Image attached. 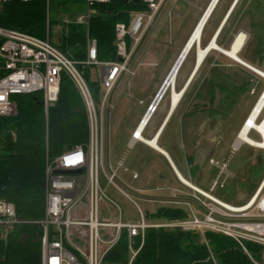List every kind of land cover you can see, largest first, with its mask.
Masks as SVG:
<instances>
[{"label":"built area","instance_id":"obj_1","mask_svg":"<svg viewBox=\"0 0 264 264\" xmlns=\"http://www.w3.org/2000/svg\"><path fill=\"white\" fill-rule=\"evenodd\" d=\"M31 1L0 0V8L14 2ZM81 1L88 11L78 16L73 24L87 29L86 59L82 62L69 59L53 45L49 12L45 38L0 27V118H13L18 115L17 98L21 96L41 97L40 103L43 104L47 117L49 108L58 100L63 74L75 84L87 111L89 142L64 151L47 165L45 216L38 223L43 229L41 264H104L106 255L124 234L128 238V264H134L150 229H178L198 233L206 245L207 231L221 234L236 242L253 264H264V182L256 195L242 207H234L211 194L194 189L197 194L193 196V200L184 203V207L190 209L188 219L153 223L147 222L153 214L145 215L134 198L119 184L116 171L108 166L106 160L104 140L106 120L112 108L111 96L125 74L131 78L136 77L137 71L131 67L142 42L162 9L168 3L176 4L179 0H137L144 9L131 13L129 24L121 23L115 28L116 47L120 58L116 62L99 61L97 41L88 33L94 7L108 4L111 0ZM143 66H146L144 62L138 63V67ZM87 69L89 74L86 77ZM91 83L98 85L97 100L91 90ZM127 87H131L130 81ZM261 98H264V93ZM140 104L143 105V102ZM153 104L154 102L148 107L132 134L130 146L136 142L144 143L138 138V134L142 136L147 124L140 133L139 129L144 119L148 115L150 119L154 114L156 108H153ZM261 119H264V108L257 122L260 123ZM262 160L264 161V155ZM210 163L220 167L214 160ZM118 168L122 169L123 163L120 162ZM224 169V166L220 169L212 192L218 187L223 188L221 178ZM56 171L81 173L59 175ZM102 178L135 206L140 216L139 223L122 222L120 208L102 190ZM137 178L138 175H133V179ZM173 196L176 198V193ZM104 202H109L108 211L102 207ZM145 202L155 201L147 199ZM192 203H197L202 209L203 218H199L193 211ZM187 208L185 209L188 212ZM111 210L117 216L116 221L105 216ZM24 223L19 218L15 205L0 199V240H7ZM137 242L140 243L138 249L135 247ZM247 244L261 247L259 259L249 253ZM212 261V264H219L213 257Z\"/></svg>","mask_w":264,"mask_h":264},{"label":"trees","instance_id":"obj_2","mask_svg":"<svg viewBox=\"0 0 264 264\" xmlns=\"http://www.w3.org/2000/svg\"><path fill=\"white\" fill-rule=\"evenodd\" d=\"M32 0L14 2L0 8V27L38 38L46 37L48 12L81 0ZM144 7L137 0H111L94 7L88 33L97 41L98 59L116 62L115 28L129 24L130 15ZM51 23V22H50ZM87 29L69 24L56 47L69 59H86ZM86 71V77L89 69ZM97 100L98 85L90 84ZM18 115L0 118V199L15 205L24 224L18 226L7 240H0V264H41L46 206V169L64 151L89 142L88 117L84 101L72 80L63 74L57 102L46 117L41 97H18ZM149 218L168 222L188 219L182 208H162ZM207 245L198 233L171 229H150L134 264H253L232 239L211 231L205 233ZM140 243H136V249ZM253 257L261 247L247 244ZM259 259V258H258ZM128 238L124 234L106 255L104 264H128Z\"/></svg>","mask_w":264,"mask_h":264},{"label":"rangeland","instance_id":"obj_3","mask_svg":"<svg viewBox=\"0 0 264 264\" xmlns=\"http://www.w3.org/2000/svg\"><path fill=\"white\" fill-rule=\"evenodd\" d=\"M54 1L59 2L58 0ZM210 1L179 0L176 4L168 3L156 18L132 62V70L137 71L136 77L131 78L125 74L110 99L112 108L110 116L106 120L104 147L106 153L109 149L112 160L118 154H123L128 157L129 162L137 164L136 153L139 148L132 152L126 148V144L171 74L183 52L185 42L189 40L188 38H190L197 26L196 24L202 18L203 11ZM226 1L222 3L216 12L207 31L212 28L211 26L218 19ZM242 8L246 10L242 28L250 34L246 38L249 44L246 53L249 56L262 59L264 64V0H243ZM87 11L84 4H68L64 8L51 9L49 13L50 36L54 46L59 42L66 27L74 23L78 16L86 14ZM195 52L194 49V56L192 54V56H189L181 77L189 71V65L195 59ZM214 57L215 55L207 61L199 72L183 102L182 110L194 99L193 102L196 106L193 110L198 116L195 115L186 119L181 127L177 123L171 125L165 134L164 144L174 150L177 155L190 157L194 150L193 145H190L188 140L191 133H193L192 138L197 144V150L213 153V158L220 164V167L217 168L215 166L211 167L208 162L205 163L206 167L211 169V173L208 175L201 174L200 180L211 184L213 180H217L220 169L223 164H226L234 173L233 180L241 186L236 193V198L249 197L264 178V161L262 160L264 152L248 145H242L240 149L238 147V150H235L234 144H236L237 136L242 129L246 116L256 99L259 98L260 92L264 93V81L262 80L260 84L255 83L253 77L248 78V74H245L249 86L246 89L241 81L245 78H239L234 73L229 72L231 69L227 65H222L226 62L222 61V58L215 59L216 57ZM141 61L146 66L138 67V63ZM214 65L219 69L217 68L218 70L209 73V69ZM235 68L233 67V69ZM141 79H143L142 82ZM129 81L131 82L130 88L127 87ZM171 92V89L167 91L162 105L170 101ZM140 102H143V105ZM158 117H160V114L155 117V120ZM257 134L252 131L250 138L259 142L261 139ZM145 137L149 138L147 135ZM193 140H191L192 143ZM222 151L224 153L218 156L217 153L221 154ZM188 160L190 162V159ZM192 171L196 176L201 173L194 166ZM224 179L225 177L222 176L221 180ZM101 187L105 195L120 208L123 223L135 224L140 222V216L135 206L109 186L103 178L101 179ZM228 193V188L221 189L218 187L212 195L226 201L225 196ZM106 202L103 203L102 207L108 211L110 206L109 202ZM230 204L237 205L232 202ZM138 205L145 215L147 211H155L157 208L155 205L140 202H138ZM191 206L199 218L204 217V212L197 203H192ZM113 212L114 210H111L105 216L111 221H116L117 216ZM188 213H190V209H188ZM147 222L165 223L166 221L164 219L149 218Z\"/></svg>","mask_w":264,"mask_h":264},{"label":"crops","instance_id":"obj_4","mask_svg":"<svg viewBox=\"0 0 264 264\" xmlns=\"http://www.w3.org/2000/svg\"><path fill=\"white\" fill-rule=\"evenodd\" d=\"M211 1L209 2L205 10L209 8ZM224 1L225 0H219L216 7L211 12L208 18L209 20L206 22V25L202 32V39L200 45L201 48L207 47L214 39H216L215 41L221 49L230 50L231 47L233 46L235 39L240 33L246 34L247 37L250 36L249 32L242 28L243 26L242 21L244 20L243 17L246 11L244 8H242L243 0H227L225 7L221 11L218 19L213 24V26H211L212 28H210V30L207 31L213 17L215 16L216 12L218 11V9L220 8V6ZM205 10L203 11V13L205 12ZM188 41L189 40H187L186 42L188 43ZM186 42L185 44L187 45ZM186 45L184 46L186 47ZM248 45H249L248 41L246 40L244 47L238 54L239 58L243 60L245 63L259 70L260 72H264V64L262 63L263 60L260 58L257 59L255 58V56L247 55L246 49ZM197 48H198L197 46H194L192 48L190 53H188V55L186 56L179 71L177 72V78L174 87L175 90H172L171 92L172 94L170 97V101L162 105L165 96L163 97L161 102L157 105L154 114L149 119L147 126L144 130V133L142 134L143 138L148 141L157 140L156 141L157 148L153 147L152 145H148L140 142H136L132 146H130L132 134L135 132L136 129L135 128L126 144V148L131 150L132 152H134L135 150H137V148H139V151L136 153L137 164L129 162L128 157H126L123 154H118L117 156H115V159L112 160L109 149L106 153V160L108 166L116 171L119 184L125 189V191L129 195L132 196V198H134L136 203L138 204V202H140L147 205H152V206L155 205L157 207L155 211H147L148 214H155L159 209L167 208V207L182 208L187 212V210L185 209L186 207H184V203H189L193 200V196L197 194L194 191V189H197L203 193H207L211 195L217 190L216 188L212 192V187L216 180H213L211 184L210 182H205L204 180H200L201 174L208 175L209 173H211V169L209 167L207 168L205 163L208 162V164L212 167L213 165L210 163V161L211 160L216 161V160L212 156L213 153H208V151H204V150H200V151L197 150L196 147L197 144H195V141L192 138L193 133H191L188 140L189 144L193 145V150H194V151L192 150L193 153H191L190 157H187V155H186L187 158L185 157V155L181 157L180 155H177L174 152V150L165 146L164 144L165 134L171 125L173 126L175 123H177L179 127H181V124L186 119L195 115L198 116L197 113H195V111L193 110L194 107L196 106V104L193 102L194 99L191 100L185 106L184 110H182V106L185 97L189 94L199 72L202 70V68L207 63V61L209 59H212L213 55H215L216 57V58L214 57L215 59L222 58L221 60L226 62L225 64L222 65H227V67L232 70V71L230 70L229 72L234 73L235 76L239 78H245V80H241V79L240 80L242 81V85L244 84L243 86H245L246 89L249 86L247 85L248 79L245 77V74H248L247 75L248 78L253 77V81L255 83L260 84L262 80L264 81V79L254 71L242 66L238 62L228 58L227 56L215 50H212L207 56L202 66L198 67L199 64L197 59L198 58ZM194 49L196 50L195 59L193 60V63L189 65V71L183 77H181V74L185 68V64L189 56L191 54L194 56ZM233 67H236L237 69L236 68L233 69ZM132 68L133 66L131 67V69ZM217 68L219 69V67H217L216 65L212 66L209 69V73L213 72L214 70H218ZM224 73L226 74L227 72ZM142 80L143 79H141L140 81L142 82ZM173 92H177V93L184 92V96L182 97V100L175 108L173 107V103H172ZM259 95L261 96L262 92H260ZM260 96H258L259 98L256 99L255 103L253 104L251 110L249 111L242 125H244V123L247 121L252 109H254L255 105L259 102L258 100H260L261 98ZM158 114H160V117H158L155 120V117ZM145 135H147L149 138H146ZM191 140H193V143L191 142ZM242 145H246V144H242ZM242 145H240L238 149H240ZM233 149H235V147H233ZM238 149L236 148L235 150ZM223 153L224 151H222L221 154L217 153V155L221 156ZM188 159H190V162ZM120 162L123 163L122 169L118 168V164ZM193 166L196 168L197 171L199 170V172H201L200 174H198V176H196L193 173L192 171ZM223 166L225 168L223 171V176L225 177V179L221 180L223 184V188L221 189H227V188L229 189V193L226 194L225 196L227 200L224 201L215 196L214 197L232 206L234 205L230 204V202L236 203L237 205H235L234 207H242L246 205L261 189L262 184L264 182V178L260 182L257 189L249 197L236 198V193L240 190L241 186L240 184H238L236 181L233 180L234 178L233 171L228 166H226V164H223ZM124 169H126L127 171H125ZM133 175H138V178L133 179ZM183 180L186 181L187 184L183 182ZM174 193H176L177 195L176 198H174L173 196ZM147 199L155 202L146 203L145 200Z\"/></svg>","mask_w":264,"mask_h":264},{"label":"bare ground","instance_id":"obj_5","mask_svg":"<svg viewBox=\"0 0 264 264\" xmlns=\"http://www.w3.org/2000/svg\"><path fill=\"white\" fill-rule=\"evenodd\" d=\"M217 0H212L211 4L209 5V8L204 12L201 20L199 21L197 27L195 28L194 32L192 33L185 49L182 52V57L179 60L178 63H176V67L174 72H172L169 77H168V83H170L169 89L171 90H175V83H176V78H177V69L179 67V65L181 64L182 60L184 59L186 53L192 50V48L194 46H197V54H198V67H201L202 64L204 63V61L206 60L207 56L209 55V53L212 50L218 51L220 53H222L223 55L227 56L228 58L238 62L239 64H241L242 66L254 71L255 73H257L259 76H261L264 79V72H260L259 70L255 69L254 67L250 66L249 64L245 63L243 60H241L238 56V54L240 53V51L242 50V48L245 45V41L247 36L244 33H240L237 38L235 39L233 46L231 47L230 50H224L221 49L217 43H216V39H214L210 45H208L205 48H201V39H202V28L205 24L206 21H208L209 16L213 10L214 5L216 4ZM208 19V20H207ZM189 51V53H190ZM185 60V59H184ZM184 62V61H183ZM184 96V92L182 93H177V92H173V99H172V103H173V107L175 108L179 102L182 100V97ZM262 96V95H261ZM157 97V96H156ZM158 102L154 101L153 104V108H155L158 104ZM264 108V98H260L259 102L257 103V105L255 106V108L253 109L252 113L250 114V116L248 117L247 121L244 123L242 129L240 130V133L237 136V141L235 144V147L238 148L240 145L242 144H246L250 147L253 148H257V149H261L264 150V119L262 122L258 123L257 119L260 116V114L262 113V110ZM150 115H148L145 119L144 122L142 123L140 129H139V133L143 130V128L145 127V125L147 124L148 120H149ZM252 131H255L256 133H258L261 137V141L257 142L254 141L253 139L250 138V134ZM138 138L141 139L142 142H144L145 144L148 145H152L153 147L157 148L156 145V141L157 140H153V141H148L146 139L143 138V136H140L138 134ZM183 182L186 183V181L183 180ZM187 184V183H186ZM189 185V184H188ZM190 186V185H189ZM194 189V188H193Z\"/></svg>","mask_w":264,"mask_h":264},{"label":"water","instance_id":"obj_6","mask_svg":"<svg viewBox=\"0 0 264 264\" xmlns=\"http://www.w3.org/2000/svg\"><path fill=\"white\" fill-rule=\"evenodd\" d=\"M218 2H219V0H217L216 4H215L214 7H213V10H214V8L216 7V5H217ZM213 10H212V11H213ZM207 20H208V19H207ZM206 22H207V21H206ZM206 22H205V24H204L202 30L204 29V27H205V25H206ZM245 35H246V34H245ZM186 48H187V47H186ZM189 51H190V49H189ZM189 51L186 53L184 59H185L186 56L188 55ZM181 57H182V55L180 56L179 60L181 59ZM184 59L182 60V62H181V64L179 65L178 69L176 70L177 72L179 71L181 65L183 64ZM179 60H178V62H179ZM178 62H177V63H178ZM175 67H176V65H175ZM175 67L172 69V72H174ZM172 72H171V73H172ZM169 86H170V83H168V78H167L166 81L164 82L162 88L160 89L159 93L157 94V97H156V101L158 102L157 104H159V103L161 102V100L163 99V97L165 96V94L167 93V91L169 90ZM41 105H43V104L41 103ZM156 107H157V106H156ZM156 107H155V108H156ZM55 173H56V174H59V175H76V174H80L81 172H80V171H78V172H74V171H56Z\"/></svg>","mask_w":264,"mask_h":264}]
</instances>
